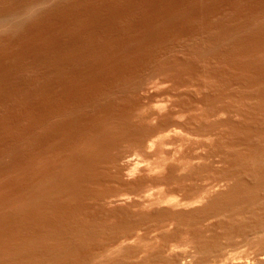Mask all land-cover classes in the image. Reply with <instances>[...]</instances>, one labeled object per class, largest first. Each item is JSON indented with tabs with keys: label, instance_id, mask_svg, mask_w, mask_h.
Instances as JSON below:
<instances>
[{
	"label": "rangeland",
	"instance_id": "rangeland-1",
	"mask_svg": "<svg viewBox=\"0 0 264 264\" xmlns=\"http://www.w3.org/2000/svg\"><path fill=\"white\" fill-rule=\"evenodd\" d=\"M263 207L264 0H0V264L261 254Z\"/></svg>",
	"mask_w": 264,
	"mask_h": 264
},
{
	"label": "bare ground",
	"instance_id": "bare-ground-1",
	"mask_svg": "<svg viewBox=\"0 0 264 264\" xmlns=\"http://www.w3.org/2000/svg\"><path fill=\"white\" fill-rule=\"evenodd\" d=\"M130 160V159H129ZM132 160V159H131ZM131 160H130V162H131ZM127 161V160H126ZM129 162V161H128ZM127 163V162H126ZM133 163V162H132ZM131 163V164H132ZM130 165V164H129ZM258 178V177H257ZM260 178V177H259ZM49 198V197H48ZM213 202V201H212ZM214 203V202H213ZM243 203V202H242ZM250 203H252L251 201H250ZM257 202H255L254 204H256ZM260 203V202H259ZM263 203V202H262ZM180 205V204H179ZM185 205V204H184ZM187 205V204H186ZM237 205V204H236ZM33 206V205H32ZM254 206V205H253ZM257 206H258V203H257ZM261 206V205H260ZM208 207V206H207ZM232 207V206H231ZM235 208V207H234ZM258 208H259V206H258ZM205 209V208H204ZM204 209H203V211H204ZM253 209H255V208H253ZM262 209V208H261ZM260 209V210H261ZM263 209H264V207H263ZM16 210V209H15ZM207 210V209H206ZM210 210V209H209ZM242 210V209H241ZM32 211V210H31ZM217 211V210H216ZM235 212V211H234ZM255 212V211H254ZM215 213V212H214ZM213 213V214H214ZM237 213V212H236ZM253 213V212H252ZM164 214V213H163ZM167 214V213H166ZM216 214V213H215ZM214 214V215H215ZM241 214V213H240ZM246 214V213H245ZM254 214H256V213H254ZM175 215V214H174ZM179 215V214H178ZM12 217V216H11ZM165 217V216H164ZM188 217V216H187ZM233 216H231V218H232ZM243 217V216H242ZM248 217H251V216H248ZM260 217H263V216H260ZM14 218V217H13ZM176 218V217H175ZM174 218V219H175ZM177 218H178V216H177ZM234 218V217H233ZM236 218V217H235ZM240 218V217H239ZM238 218V219H239ZM252 218V217H251ZM173 219V220H174ZM179 219V218H178ZM182 219V218H181ZM244 220V219H243ZM172 221V220H171ZM178 221V220H177ZM252 221V220H251ZM73 222V221H72ZM250 222V221H249ZM259 222V221H258ZM258 222H256V223H258ZM53 223V222H52ZM118 223V222H117ZM236 223V222H235ZM239 223V222H238ZM255 223V222H254ZM74 224H75V222H74ZM68 225V224H67ZM77 225V224H76ZM235 225V224H234ZM241 225H243V224H241ZM240 225V226H241ZM244 225H246V224H244ZM243 225V226H244ZM60 226V225H59ZM58 226V227H59ZM81 226V225H80ZM177 226H179V224L177 225ZM237 226V225H236ZM240 227L241 229H243V228H245L246 226H244V227ZM7 227V226H6ZM55 227V226H54ZM68 227V226H67ZM85 227V226H84ZM89 227V226H88ZM87 227V228H88ZM248 227V226H247ZM253 227V226H252ZM45 228V227H44ZM228 228V227H227ZM237 228V227H236ZM249 228H251V227H249ZM47 229V228H46ZM51 229V228H50ZM62 230V229H61ZM70 230V229H69ZM83 230V229H82ZM238 230V229H237ZM247 230V229H246ZM253 230V231H252ZM251 231L252 232H254V234L253 233H251V231H250V234H253V237H251V235H248L247 233H245L246 234V236L248 235V236H250L249 238L251 239H249L248 238V236L246 237V236H243V234H244V232H243V234H241L243 237H245L246 239H248L247 241L249 242V241H251L250 242V245L253 243V242H258L259 244H264V221H261V219H260V222L258 223V224H256V225H254V228L252 229ZM45 231V230H44ZM239 231V230H238ZM1 232V231H0ZM49 232V231H48ZM235 232V231H234ZM57 233V232H56ZM91 233V232H90ZM230 233V232H229ZM233 233V232H232ZM242 233V232H241ZM100 234V233H99ZM231 234V233H230ZM49 235V234H48ZM81 235H83V234H81ZM101 235V234H100ZM225 236V235H224ZM240 236V235H239ZM49 237V236H48ZM47 237V238H48ZM88 237H89V235H88ZM103 237V236H102ZM101 237V238H102ZM178 237V236H177ZM200 237V236H199ZM198 237V238H199ZM228 237H229V235H228ZM242 237V240H244L243 242H247L246 241V239L245 238H243ZM46 238V237H45ZM80 238V237H79ZM116 238V237H115ZM128 238V237H127ZM231 238V237H230ZM53 239V238H52ZM74 239V238H73ZM82 239V238H81ZM204 239V238H203ZM206 239V238H205ZM215 239H217V238H215ZM214 239V240H215ZM229 239V238H228ZM85 240V239H84ZM87 240V239H86ZM85 240V241H86ZM118 240V239H117ZM117 240H116V242H117ZM195 240H198V239H195ZM201 240V239H200ZM207 240V239H206ZM213 240V241H214ZM241 240V241H242ZM23 241V240H22ZM48 241V240H47ZM65 241H68V240H65ZM131 242V239L129 238V239H125L124 241H122L118 246H117V248H116V251L118 250H122L123 248V244H125V243H128V242ZM227 241H229V240H227ZM49 242H51V241H49ZM114 242V241H113ZM233 242V241H232ZM40 243V242H39ZM44 243V242H43ZM54 243V242H53ZM81 243V242H80ZM93 243V242H92ZM164 243V242H163ZM205 243V242H204ZM213 243H215V242H213ZM220 243V242H219ZM218 243V244H219ZM227 243V242H226ZM45 244V243H44ZM116 244V243H115ZM161 244V243H160ZM248 245H249V243H247ZM21 245V244H20ZM49 245V244H48ZM71 245V244H70ZM126 245V244H125ZM162 245V244H161ZM213 245H215V244H213ZM212 245V246H213ZM220 245H222V244H220ZM230 245V244H229ZM260 245V246H261ZM54 246V245H53ZM111 246V245H110ZM224 246H226V245H224ZM39 247V246H38ZM43 247V246H42ZM65 247V246H64ZM74 247V246H73ZM80 247V246H79ZM171 247V246H170ZM198 247V246H197ZM3 248V247H2ZM56 248V247H55ZM161 248V247H160ZM194 248H195V246H194ZM22 249V248H21ZM26 249V248H25ZM48 249V248H47ZM115 249V248H114ZM52 250V249H51ZM77 250V249H76ZM111 250V249H110ZM128 250V249H127ZM157 250V249H156ZM170 250H171V248H170ZM262 250V249H261ZM30 251V250H29ZM40 251V250H39ZM45 251V250H44ZM113 251V250H112ZM115 251V252H116ZM136 251V250H135ZM158 251V250H157ZM172 251H174V250H172ZM49 252V251H48ZM54 252V251H53ZM114 252V253H115ZM178 252V251H177ZM32 253V252H31ZM57 253V252H56ZM63 253V252H62ZM125 253V252H124ZM155 253V252H154ZM185 253H187V252H185ZM190 253V252H189ZM188 253V254H189ZM195 255H192V256H185V255H183V257L182 258H180L179 256L180 255H178V254H175V252L173 253L172 252V254L170 255L169 254V256H168V258L169 259H167L166 261H164L163 263L164 264H264V253H262L261 252V254H259L258 252H256V253H243V254H241V255H238V256H234V255H232V254H230V253H227V251L225 250V248L222 246V247H209V246H204V244H203V247H200L199 246V248L198 249H196L195 248ZM25 254V253H24ZM52 254H54V253H52ZM57 254H60V253H57ZM67 254V253H66ZM70 254V253H69ZM135 254V253H134ZM150 254V253H149ZM16 255V254H15ZM31 255V254H30ZM65 255V254H64ZM78 255V254H77ZM76 255V256H77ZM112 255V254H111ZM118 255V254H117ZM138 255V254H137ZM160 255V254H159ZM190 255V254H189ZM8 256H10V255H8ZM48 256H50V255H48ZM47 256V257H48ZM55 256V255H54ZM53 256V257H54ZM66 256V255H65ZM65 256H62V257H65ZM68 256H70V255H68ZM72 256V255H71ZM75 256V255H74ZM121 256V255H120ZM152 256V255H151ZM162 256V255H161ZM35 257V256H34ZM42 257V256H41ZM47 257H45L46 259H47ZM56 257V256H55ZM58 257H59V255H58ZM58 257H57V259H58ZM30 258V257H29ZM44 258V259H45ZM51 258V257H50ZM61 258V257H60ZM66 258V257H65ZM72 258V257H71ZM95 258V257H94ZM121 258V257H120ZM159 258V257H158ZM49 259V258H48ZM56 259V260H57ZM145 259V258H144ZM160 259V258H159ZM52 260V259H51ZM60 260V259H59ZM63 260V259H62ZM67 260V259H66ZM76 260V259H75ZM150 260H152V259H150ZM157 260V259H156ZM161 260V259H160ZM90 261V260H89ZM116 261V260H115ZM142 261V260H141ZM146 261V260H145ZM155 260H153V262H154ZM21 262V261H20ZM49 262V261H48ZM58 262V261H57ZM61 262V261H60ZM67 262V261H66ZM76 262V261H75ZM126 262V261H125ZM133 262V261H132ZM135 262H137V261H135ZM140 262V261H139ZM160 262V261H159ZM13 263V262H12ZM34 263V262H33ZM41 263V262H40ZM63 263V262H62ZM68 263V262H67ZM73 263V262H72ZM86 263H88V262H86ZM100 263V262H99ZM111 263V262H110ZM115 263H117V262H115ZM146 263H148V262H146ZM156 263H158V262H156ZM32 264V263H31ZM42 264H45V262L43 263L42 262ZM54 264V263H53ZM132 264V263H131ZM144 264V263H143Z\"/></svg>",
	"mask_w": 264,
	"mask_h": 264
}]
</instances>
